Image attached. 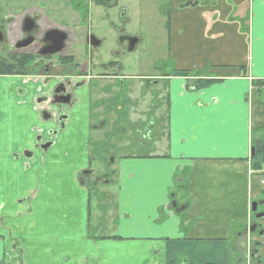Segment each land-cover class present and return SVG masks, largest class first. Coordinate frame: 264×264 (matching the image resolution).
Returning <instances> with one entry per match:
<instances>
[{
	"label": "crops",
	"instance_id": "1",
	"mask_svg": "<svg viewBox=\"0 0 264 264\" xmlns=\"http://www.w3.org/2000/svg\"><path fill=\"white\" fill-rule=\"evenodd\" d=\"M168 1L169 12L160 15L169 34L171 76L165 142L124 158L116 199L119 218L130 222H117L116 230L142 247L140 258L148 260L142 264H231L234 254L238 261L264 260V215L251 212L259 201L257 213L264 214V186L252 159L253 144L264 142V0ZM191 70L199 71L194 88ZM201 79L211 82L197 88ZM19 83L18 76L0 79L6 89L0 97V264H106L104 244L79 238L61 222L69 215L58 212L59 204L67 200H55L52 192L66 184L46 175L66 170L60 161L75 146L67 137L70 127L46 157L36 151L27 160L34 122L26 125ZM85 140L77 139L82 158ZM78 170L67 187L82 194ZM21 196L22 204L13 200ZM37 199L45 202L40 210ZM35 215L55 222L37 226Z\"/></svg>",
	"mask_w": 264,
	"mask_h": 264
},
{
	"label": "flooded vegetation",
	"instance_id": "2",
	"mask_svg": "<svg viewBox=\"0 0 264 264\" xmlns=\"http://www.w3.org/2000/svg\"><path fill=\"white\" fill-rule=\"evenodd\" d=\"M92 3L102 8L115 5L111 0H0V77L20 78L19 104L34 122L29 127L32 148L24 149L27 160L35 158L36 151L41 158L46 157L74 123V110L84 103L86 163L75 172V180L86 197H89L88 176L91 178L94 173L88 157L91 128L103 131L113 117L122 116V122L129 125L125 146L131 150L123 159L132 158L140 148L155 149L152 140L157 126L153 109L163 104L169 106L167 88L171 78L167 67L159 72L145 74V70L133 75L132 53L146 39L147 31L144 36L120 34L112 59L97 64L100 71L92 75L89 54L102 41L90 31L81 14V8L89 9ZM15 10L20 12L11 13ZM157 64L149 68L157 70ZM191 75L194 88L199 71L191 70ZM145 103L148 108L139 112L138 108ZM92 118L100 124H91ZM95 183L110 184L113 180L104 175ZM258 232L263 233V229ZM235 264H264V260H241Z\"/></svg>",
	"mask_w": 264,
	"mask_h": 264
},
{
	"label": "rangeland",
	"instance_id": "3",
	"mask_svg": "<svg viewBox=\"0 0 264 264\" xmlns=\"http://www.w3.org/2000/svg\"><path fill=\"white\" fill-rule=\"evenodd\" d=\"M112 4H115L110 8H102L100 6L91 4V7L81 8V14L86 18V23L88 24L90 31L96 36V38L102 41V45L96 47L91 54H89L91 63V74L95 76L100 71L99 66L103 61L112 59V52L116 49L118 36L122 33L126 34H139L144 36V32L149 31V35L146 39L139 45L137 50L133 54V75L138 73L149 74V72H159L160 70L169 69L170 62L168 63L166 57L169 54L167 51V26L164 27V21L160 16L162 12H169V1L168 0H111ZM167 3V6H166ZM181 7V3L177 5ZM17 8V7H14ZM20 9V8H17ZM20 10L11 11V13H19ZM214 20V19H213ZM247 23L244 22L245 27ZM208 28V25L206 26ZM192 29V28H191ZM177 33V32H176ZM208 36V33H205ZM157 70H153L149 67L155 65ZM122 64H125L123 59ZM154 74V73H152ZM2 77H0L1 79ZM6 91L5 87L0 89L1 92ZM162 93H166L165 89H162ZM264 95V94H263ZM8 94L6 95V99ZM2 101L0 99V109L2 107ZM13 104V103H11ZM148 105L145 103L144 107L140 106L138 108L139 112L141 110H146ZM167 106L163 104L161 107H155L153 109V114L155 118V123L157 126V132L154 133V138L152 143L154 146H159L165 142V136L167 133ZM0 117L3 118V114L0 111ZM87 110H85L84 103H81L74 110V123L70 125V131L68 133V138L74 141V148L70 155V158L60 161V164L66 168L64 171L54 170L46 173L49 179L56 178L64 181L66 187L60 188L61 190L56 193L54 190L51 194L54 196L55 200H60L61 198H66L67 202L59 204L58 212L66 213L69 215L67 219L61 221L67 225V228L71 232H77L82 234L90 242L99 244H104L106 247V264H139L147 263L148 260L140 258V254L143 251L141 246L133 244V236H125L124 234L117 232L115 224L117 222L123 221L125 224L129 223L130 220H123L119 218V203L117 202V197L119 193V187L121 186L120 172L122 168L123 157L131 153L130 147L125 146V138L127 136V131L129 128L128 123L122 122L124 118L120 116L119 118L113 117L111 123L107 125L106 129L103 131L95 130L91 128V134L89 139V161L90 168L93 169V175L90 178L88 176V191H89V204H87V199L85 192L80 194L77 189H68L67 185L71 180L70 173L78 168L85 167L86 156L82 158V153L79 150V145L77 139L80 135L83 137L86 135V121ZM73 120V119H72ZM31 115H27L26 125H31ZM121 122V123H119ZM99 123L95 118L91 119V124ZM109 123V122H108ZM117 123H119L117 125ZM100 124V123H99ZM139 126L141 123H137ZM16 129L10 126V130ZM109 132V133H108ZM86 137V136H85ZM122 138L120 144L123 146L120 149V144H118V139ZM156 142V144H154ZM162 142V143H161ZM146 146V145H145ZM144 146V147H145ZM148 149V150H146ZM61 150H64L61 148ZM139 152H150L153 149L148 147L137 149ZM93 153V154H92ZM92 154V155H91ZM128 157H131L130 155ZM112 160V161H110ZM58 164V163H57ZM87 171V170H85ZM107 175L108 179L113 180L110 184L95 183L99 178ZM36 185V178H33V186ZM30 191V194L34 193V187ZM28 188V189H29ZM121 192V191H120ZM13 200L19 204H22L23 197H19ZM11 199V204L13 203ZM128 202V200H127ZM45 202H41L37 199L34 204L36 210H40ZM13 205V204H12ZM88 209L90 214H88ZM127 216H129V212ZM74 220L69 219L71 216ZM132 216H133V212ZM123 214V210L121 216ZM44 216V215H43ZM30 214V218H32ZM27 218L26 220H30ZM37 226L48 227L53 225L55 220L52 218V223H49V216H38L35 215ZM48 220V221H47ZM75 222H78L76 225ZM114 222V224H112ZM63 223L58 224V226L63 227ZM101 223L102 226H98ZM21 235L27 234L26 230L20 231ZM145 241V240H144ZM77 244V242L75 241ZM155 259L161 262V255L154 252ZM237 256L234 254L232 264L237 263ZM240 257V255H238ZM124 259L125 261H122ZM144 261V262H142ZM179 264V263H178ZM206 264H213L212 262H206Z\"/></svg>",
	"mask_w": 264,
	"mask_h": 264
},
{
	"label": "trees",
	"instance_id": "4",
	"mask_svg": "<svg viewBox=\"0 0 264 264\" xmlns=\"http://www.w3.org/2000/svg\"><path fill=\"white\" fill-rule=\"evenodd\" d=\"M209 82H211V80L209 79H201L200 80V85L197 86V88L199 87H203L205 85H207ZM254 146V154L252 156V159H254L255 164H254V169L256 170H260L262 168V166L264 165V142H255V144H253ZM139 157H146L148 155L143 154V155H137ZM238 258V255L237 257ZM238 262V260H237Z\"/></svg>",
	"mask_w": 264,
	"mask_h": 264
},
{
	"label": "water",
	"instance_id": "5",
	"mask_svg": "<svg viewBox=\"0 0 264 264\" xmlns=\"http://www.w3.org/2000/svg\"><path fill=\"white\" fill-rule=\"evenodd\" d=\"M140 39V38H139ZM263 202H259V201H253L251 203V212H255V217L256 218H261L264 214L263 213H256V210H257V205L258 204H261ZM252 227V230L255 228V225L254 226H251Z\"/></svg>",
	"mask_w": 264,
	"mask_h": 264
},
{
	"label": "built area",
	"instance_id": "6",
	"mask_svg": "<svg viewBox=\"0 0 264 264\" xmlns=\"http://www.w3.org/2000/svg\"><path fill=\"white\" fill-rule=\"evenodd\" d=\"M259 181L262 185H264V165L259 171Z\"/></svg>",
	"mask_w": 264,
	"mask_h": 264
}]
</instances>
